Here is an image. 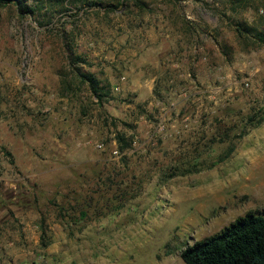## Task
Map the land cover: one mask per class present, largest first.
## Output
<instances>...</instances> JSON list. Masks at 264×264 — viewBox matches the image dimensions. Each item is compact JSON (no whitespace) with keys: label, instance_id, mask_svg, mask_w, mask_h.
<instances>
[{"label":"rangeland","instance_id":"rangeland-1","mask_svg":"<svg viewBox=\"0 0 264 264\" xmlns=\"http://www.w3.org/2000/svg\"><path fill=\"white\" fill-rule=\"evenodd\" d=\"M27 4L0 8V264H183L187 245L264 213V122L232 150L212 141L264 110V47L233 30L256 12ZM69 54L108 87L103 105Z\"/></svg>","mask_w":264,"mask_h":264},{"label":"trees","instance_id":"trees-1","mask_svg":"<svg viewBox=\"0 0 264 264\" xmlns=\"http://www.w3.org/2000/svg\"><path fill=\"white\" fill-rule=\"evenodd\" d=\"M38 1V0H36ZM86 6L101 7L105 9H119L128 3L137 9L145 7V0H79ZM28 0H0V8L14 4L23 15H34L35 8L27 4ZM230 11L233 14H241L246 10L257 13L258 20L248 24L243 20H235L233 30L239 39L249 41L252 39L259 47H264V0H227ZM260 13V15L258 14ZM227 52H223L226 54ZM68 60L73 65L74 74L81 84H85L98 105L108 101L109 89L103 85L92 73L83 72L75 66L86 64V61L78 55L69 54ZM258 114H262L259 116ZM264 122V110L250 112L236 124H232L222 133L213 136L212 141L219 138L220 143H228L232 150L234 141L247 135L249 129L259 127ZM118 140H123L119 137ZM87 217V212H80V220ZM44 231V230H43ZM44 233V232H42ZM43 241V240H42ZM43 247L46 243L41 244ZM183 264H264V213L256 214L249 212L239 217L224 227L217 234L192 245H187L180 252Z\"/></svg>","mask_w":264,"mask_h":264}]
</instances>
